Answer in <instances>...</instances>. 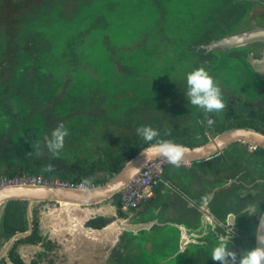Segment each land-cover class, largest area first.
Instances as JSON below:
<instances>
[{"label": "trees", "instance_id": "16d2710c", "mask_svg": "<svg viewBox=\"0 0 264 264\" xmlns=\"http://www.w3.org/2000/svg\"><path fill=\"white\" fill-rule=\"evenodd\" d=\"M104 1L107 3L105 4L106 9L112 6L111 9L117 10V14L113 15L119 19L117 24L135 23L138 20H144L143 29L146 28L145 30L148 31L144 34L142 45L135 47V50H143L146 54H150L152 52L151 48L154 49L151 45L156 44L159 47L162 40L168 45L167 53L173 52L175 54L174 58L182 54L185 58L180 61L177 59L173 61L172 58H168L167 69L166 66H164L165 68L160 66V74L162 76L159 81L155 77V67L149 63L148 57H144L138 63L134 58L124 56L122 59L115 61L110 55L106 57L105 54H102L101 64L108 65L113 60L114 65L112 67L113 71H111L112 75H110L109 71H101L103 80H99L100 83L97 85L96 80L83 77L85 74H82L80 65L84 60L77 54L78 47L84 43L87 34L82 33L79 36L77 34V38L65 40L63 44L54 38H52L53 41H48L46 32L37 29L41 24L36 25L35 16H32L29 11H18L19 13L12 18L13 10L11 12L7 9L6 11L0 9V108L2 107L4 115H7L6 118L9 119L10 117V122L18 126L17 134L22 133L25 136L24 138L28 137L27 132L31 126L38 125L36 122L33 123L34 118L30 119V122L26 124L24 117H22L23 114L18 113V110L16 113V104L23 103L26 106L25 110H29V116L35 110L41 109L46 117L47 124L46 130L41 135L38 143L33 140L31 146H28L26 143L29 142L25 141L21 148L14 147L10 140L11 136H5V141L0 139V172L4 168L5 171L3 172L7 176L42 173L47 177H59L75 183L85 182L88 185H100L121 170L126 162L144 147L166 140L179 143V138L175 132L158 131L159 135L150 142H145L137 133L131 134L130 126L133 124H129L132 117L130 112L134 111L136 107L132 103V96H136L141 92L138 96L140 98L145 96L156 98L162 93H174L173 87L181 83L186 78V74L192 71V68L187 65L195 59L194 48L197 40L195 34L197 35V32H199L201 37L203 32L209 30L208 27L212 29L229 18V21L237 23L241 17V3L243 2V0H215L216 10H211L206 15V18H208L207 25L204 27L205 24L201 21L202 26L200 25V30L198 31V21H194L186 15L189 13V9H195L198 13L207 9L203 5L198 6L192 0H147L146 3L145 0ZM246 1L247 4L251 0ZM17 3L23 4V0H16ZM171 3L180 4L181 9L173 12ZM146 4L150 7L144 13L140 7ZM8 5L11 6V1H9ZM18 8L16 6V9ZM33 10L34 8H32ZM51 11L53 15L57 13V9H52ZM230 11L232 13H228ZM151 13L152 17L149 18ZM210 13L214 15H210ZM54 17L57 18L58 16ZM175 17L179 18L180 24L170 25V22L175 23ZM217 20L220 22H217ZM169 25L173 28L179 27L188 34L192 32V34L189 38L187 34L182 39H176L178 41L169 39L166 34L163 37L161 31ZM99 26H102L101 21L97 23V27ZM103 27L105 28V26ZM151 29H155V31L153 32ZM115 30L120 31L118 29ZM115 30L111 31L110 34L114 33ZM104 31L107 32L106 29ZM150 33H153L151 37L148 36ZM110 34H107V36H110ZM185 38L186 40H184ZM107 39L111 38L107 37ZM149 40H152L150 45L148 44ZM109 41L113 45L116 43L112 40ZM178 43H183L184 45L179 46ZM60 45L61 47L64 46L63 49ZM88 47L94 52L92 45H88ZM99 48L100 45L98 46ZM176 51L177 53H175ZM105 53H107L106 50ZM94 60L95 58H93V62ZM175 62L183 64L178 72H172ZM70 69L72 70L71 72ZM57 70L63 71L66 79L62 82L60 88L62 93L60 92L58 97L54 95V93L57 94L58 84L51 79V76L55 75ZM132 70L135 71V74L128 76L133 73ZM154 80L155 82H153ZM116 81L117 83H114ZM110 84H113V87ZM154 84H158L157 86L163 85L164 90L159 91L156 88L157 86L151 88L150 85ZM101 85H109L110 87ZM101 88H105L108 95L99 92ZM89 90L91 98L82 99V101L76 100L79 97L78 95H81L80 93H87ZM110 93L112 94L110 95ZM119 93V97L116 96ZM92 94L95 95L92 96ZM229 108L230 113H232V107L230 106ZM18 115L21 117V122L16 123ZM62 115H68L67 119H62L63 122H59V124L58 122L56 123V119L61 118ZM63 124H65V127H63ZM57 129L66 130L63 146L57 149V151L63 150L64 152L53 154L47 141L52 139V133ZM218 129L222 130L223 127ZM34 131L36 130L34 129ZM39 131L41 130L39 129ZM113 138L114 143L112 145L110 141ZM95 146H98L99 152H95ZM42 152L51 154L42 156L39 154ZM218 157L221 156L217 155L209 159L196 160L195 165L199 168L197 171L202 168L206 169L207 165H213ZM181 164L184 165V162H181ZM168 166L175 165L169 164L165 166L162 177L155 186V192L158 190V185L162 181ZM209 169L212 172L218 171V168L216 169L214 165L212 166L213 170ZM199 174L201 175L202 172ZM111 198L118 212L124 215L121 194L118 192ZM150 199L152 197L146 201L148 202ZM8 205L7 213L4 217L7 228L0 235L1 237L3 235L8 237L17 231L25 230L27 227V207H22L27 205V200H11ZM17 210L21 213V223H14L13 221L15 220L14 213ZM263 211L264 204L259 215ZM33 212L34 231L29 236L20 238L12 249L11 258L18 264L23 263V261L16 251L17 244L24 242L36 243L46 240V236L41 233L40 229L39 209L36 208ZM112 219L110 216L98 215L88 219L86 224L102 229ZM258 221L259 216L256 219L255 226L251 229V233L247 234L249 237H247L246 241V250L256 247L255 239ZM1 245L2 242L0 241Z\"/></svg>", "mask_w": 264, "mask_h": 264}, {"label": "flooded vegetation", "instance_id": "af4514ba", "mask_svg": "<svg viewBox=\"0 0 264 264\" xmlns=\"http://www.w3.org/2000/svg\"><path fill=\"white\" fill-rule=\"evenodd\" d=\"M248 8L242 6L240 15H244ZM257 18L260 19V16ZM230 22L231 20L227 23L231 25ZM257 26H264V23L252 24V27ZM231 30L232 28L226 29L220 34L221 36H216L213 33L204 35L203 32L200 37L199 32H197V35L195 34L197 39L194 48L195 59L192 60V70L200 67L205 68L220 87L225 104L222 110L214 113H205L198 106L188 103L184 95L187 88V83L185 82L184 87L173 88L174 93H162L156 98L150 96L140 98L138 96L141 92L136 96L133 95L132 103L136 106L134 111L139 113L130 112L132 117L129 124H135L136 116L142 114L140 112L146 114L145 111L147 109L155 111L159 108L165 109L164 106L176 102L177 104H183V107L182 112L177 113L175 124L166 126L164 129H155L161 132H175L180 144L188 146L202 145L222 132L236 127H251L264 132V70L257 71L255 69V65L264 67V38L261 37L258 42L252 44L234 47L208 48L206 46L212 41L232 33ZM116 44L114 45L116 46ZM114 48L121 52L120 55L128 53L126 55L128 58H134V53L136 52H144L143 50L130 49L121 51L118 47ZM60 73L62 76L56 72L52 78H65L64 72ZM94 77L89 78L96 80L98 85L100 83L99 79ZM117 81L114 83H117ZM101 86L113 87V84ZM60 92L62 93V91H57V94L54 93V95L58 97ZM89 92L90 90L87 93H80L82 96L78 95L79 97L76 100L82 101V99L91 98ZM99 92L108 95L105 88H101ZM94 95L92 94V96ZM119 95L120 93L117 96L119 97ZM142 104L147 105V107L142 109ZM139 105L140 108H137ZM230 106L234 108L232 113H230ZM20 112L23 114L22 117H24L25 121H27L26 124L30 122V119L34 118L33 123L36 122L39 126L41 131H37V137L34 139L38 143L47 127L43 111L37 109L31 116L28 115L29 110ZM6 116L1 107L0 120L2 121ZM67 116L62 115L61 118H57L56 123L63 122L62 119H67ZM209 118L213 120L211 125L207 122ZM63 127H65V124H63ZM220 127H223V129L219 130L218 128ZM60 152L64 151L55 150L53 154ZM39 154L46 156L51 153L42 152ZM217 155L221 157H218L213 165L216 169L218 168V171L212 172L209 169H212L213 165H207L206 169L200 167L202 169L197 171L199 168L195 165V161H190L188 164L185 162L184 165L180 164L177 167L178 174L175 181H172L167 187V184L162 179L152 199L148 202L145 201L143 205L138 207V210L137 208L127 209L129 211L134 210L127 213L124 208V215L117 210L118 217H124L127 221L121 223L123 225L122 227L120 226L118 235L111 237V240L112 238L114 239L112 240L113 244L110 246L111 253L108 264H220L219 261L211 259V249L215 246L220 236L228 237L229 248L237 253V257L242 256L246 252V241L247 237H249L247 234H250L251 229L255 226L256 219L264 204V148L256 142L235 141L205 159ZM3 171H5L4 168L1 169L0 174L4 173ZM198 172H202V179L196 180L200 177ZM207 190H209V193ZM162 191L166 193L165 200L164 203H159V196ZM209 194L211 199L205 204L204 197ZM8 204L4 211L0 206V235L7 228L4 217L7 213ZM35 204H38V202L32 204L33 229L27 236L35 229L33 210L38 208ZM182 205H184L185 211L189 215L193 212L197 213L199 220L194 217L183 218L180 212ZM249 206H252V213L241 215L243 210ZM22 207H28V201L27 205ZM203 214H205V222L201 219ZM20 215L21 213L18 210L15 211L14 223H21ZM98 215L91 216V218ZM26 219L27 227L22 231L29 229L27 208ZM114 220L115 218L111 222ZM183 222L188 224L191 230L197 228V226L199 227L200 222H203L204 227L207 225L210 228L206 231H204L206 228H201L197 235L192 233L193 231L176 232L173 228V223ZM86 226L91 229H99L87 224ZM40 229L41 233L45 235L42 231L41 223ZM19 232L21 231L16 233ZM201 232L202 236H198ZM13 235L8 237L0 236V241L2 242L0 250ZM19 239L14 242L8 252L0 257V264H18L12 260L11 253ZM24 244H40L43 249L36 252L27 262L18 250L19 246ZM59 247L60 244L57 240L55 241V239L46 236V240L36 243L24 242L17 244L16 251L23 261L21 264H60L57 260ZM83 258L84 256L82 255V264Z\"/></svg>", "mask_w": 264, "mask_h": 264}, {"label": "rangeland", "instance_id": "374dc122", "mask_svg": "<svg viewBox=\"0 0 264 264\" xmlns=\"http://www.w3.org/2000/svg\"><path fill=\"white\" fill-rule=\"evenodd\" d=\"M9 1H11V6L8 5ZM192 1L197 3L198 6H205V9H207L205 11L198 10L199 13L196 12L195 9H189V13L186 15L188 18L190 17L194 21H198L197 28L199 31L200 25L202 26L201 21L203 22V24H205V27L208 21L206 15L211 10H216L217 7L215 5L216 3L214 2L215 0ZM245 1L246 0H243V2L241 3L242 6L245 8H248L249 6L250 7L248 8V11L240 17L237 23L230 22L231 25H229V23H227L229 19L224 20L212 29L208 27L209 30L205 31L204 35H209L213 33L216 36H219L223 31L228 28H232L231 32H234L239 29L241 30L248 27H252V24L264 23V0H251L247 4V1ZM146 2L147 0H145V3ZM105 4L107 3H105L104 0H23V4H16V0H0V9L2 11H6V9L9 11L13 10V14L11 15L12 18H14V16L19 13L18 11H29L32 16H35L36 25L41 24V26L37 29L44 30L46 32L48 41H53L52 38H54L55 40H58V42L63 44L65 40H73L77 38V34L78 36L82 33H84L85 35L87 34L84 43L80 44L77 51L78 56L84 60L81 63V72L82 74H85L83 75V77L92 78L93 76H95L94 78L103 80L102 72L109 71L110 75H112L111 71H113L112 67L114 65L113 60L118 61L122 59L123 56H126L128 54L125 53L123 55H120L119 53L121 52L119 51L117 53L118 50H116L114 47H118V49L121 51L127 49L135 50V47H139L142 45L144 34L148 31L145 30L146 28L143 29L144 20H138V22L135 23L132 22L117 24L119 19L113 16L117 14V10L111 9L112 6L106 9ZM171 4L173 7V12L179 11L181 9L180 4ZM147 5L148 4L142 5L140 7L142 12H147L149 10L150 6ZM16 6H18L19 8L16 9ZM32 8H34L33 11ZM50 9H57V13H54L53 15V12ZM151 11L154 12L153 10ZM210 15L214 14L210 13ZM54 16L58 17L55 18ZM258 16H260V19L257 18ZM151 17L152 13L149 18ZM100 21L102 26L97 27V23ZM174 21L175 23L170 22V25L180 24L179 18L175 17ZM217 22L220 21L217 20ZM170 25L161 31L163 37L164 34H166L169 39L179 40V38L182 39L188 34L185 30L182 31L181 28H173ZM103 26H105V28ZM105 29L107 30V32L104 31ZM115 29H118L120 31H117ZM113 30H115V32L110 34V32ZM152 31L154 32L155 29H153ZM107 34H110V36H107ZM152 34L153 33H150L148 36L151 37ZM191 34L192 32H189L188 38ZM115 35H117L118 37ZM107 37L111 39H107ZM109 40L116 41V46L113 45L112 42H110ZM184 40H186V38ZM151 43L152 40H149L148 44L150 45ZM88 45H92L94 47H92L94 52L89 49ZM99 45L100 48L98 49ZM178 45L183 46L184 44L178 43ZM151 46L154 48H151L152 52L154 51L153 54L152 52H150V54L148 52V54H146L142 51L136 52L134 53V59L138 61V63H140L141 59H143L144 57H148L149 63L155 67V77H157L160 81V78L162 76L160 74V66H166L167 69L168 58H172L173 61H175L176 59L180 61L182 58H185V56L179 54L178 57L174 58L175 54L173 52L167 53L168 45L162 42V40L159 47L156 44H153ZM63 47L61 48L63 49ZM104 49L107 51V53H105ZM175 53H177V51ZM102 54H105L106 57L107 55H110V57L113 59L112 62L108 65L101 64V59L103 57H101ZM93 58H95L94 62ZM182 65L183 64L181 62H175L173 65L175 67H172V72H178L180 68H182ZM187 66L192 68V61ZM71 71L72 70L70 69V72ZM132 71L133 73H130L128 76H132L135 74V71ZM57 72L61 75L59 70H57ZM51 79H53L52 76ZM53 80H55L58 84L57 91H60L62 82L66 79L60 77ZM126 80L131 81L129 79ZM153 82H155V80ZM185 82L186 78L181 83L175 85L173 88H178L180 86L184 87ZM157 85L158 84H154L152 86L150 85V87L153 88ZM147 87L149 88L148 85ZM156 88L159 91L164 90L163 85L157 86ZM142 105V109L147 107V105ZM25 107L26 106L23 103L16 104V113L17 110L19 113H21L20 111H26ZM164 107L165 109L159 108L156 111L147 109L145 111L146 114L140 112L142 114L136 116L135 124L130 126L131 134L137 133V128L142 125H149L154 129H164L166 126L175 124V122L177 121V113L182 112L183 104H177L176 102H172ZM137 108H140V105ZM232 109L234 108L232 107ZM134 112L135 114L139 113L137 111ZM16 119V123L21 122L20 115H18ZM23 125L25 126V124ZM17 127L18 126L10 122V117L9 119L4 117L2 121L0 120V139H3L5 141V136H11L10 140L12 141V145L14 147L21 148L25 141L29 142L26 143L28 146H31L33 143L32 141L36 139L37 131L40 128L38 126H31L27 132L28 137L24 138L25 136L22 133L17 134L19 130L17 129ZM34 129L36 131H34ZM110 143L113 145L114 138L110 141ZM97 147L98 146H95V152H99ZM1 175L4 176L6 174L1 173L0 176ZM35 205L39 208L40 223L43 233L46 236H49V238L55 239V241L57 240L60 244V247L58 248L59 254L57 255V260L60 264H82V255L84 256L83 264H108V260L111 253L110 246L113 244L112 240L114 239L112 238L111 240V237H116L119 233L120 224L127 221L124 217H118L119 215L117 213V208L113 204L112 198H109L104 202H99L93 205V207H80L77 205L65 203L55 204L48 201L38 202V204ZM126 211L128 213L134 210L129 211L126 209ZM97 214L110 216L111 218H115V220L102 229H91L87 227L85 224L87 219ZM195 232V235H197L200 231ZM198 236H202V232ZM81 248H83L82 251ZM42 249L43 247L40 244H24L20 245L18 248L21 255L25 258L27 262H29V260L36 254V252Z\"/></svg>", "mask_w": 264, "mask_h": 264}, {"label": "water", "instance_id": "95a60500", "mask_svg": "<svg viewBox=\"0 0 264 264\" xmlns=\"http://www.w3.org/2000/svg\"><path fill=\"white\" fill-rule=\"evenodd\" d=\"M261 37L264 38V26L248 27L241 30L239 29L230 34H226L225 36L212 41L206 46L208 48L220 46L234 47L258 42ZM255 69L257 71H261L264 70V67L255 65ZM235 141L256 142L264 148V132L251 127H236L222 132L209 142L202 145L188 146L180 143L175 144L181 145L187 149L182 161L190 162L208 158L209 156L224 148L226 145ZM155 144L156 143H152L144 147L129 161H127L121 170L113 174L110 179L100 185L86 188H77L58 185L21 183L0 187V206L2 207V210L4 211V208L11 200H27L29 219V229L11 236L4 247L0 250V257L9 251L10 247L17 239L27 236L32 231L33 219L31 215L33 203L48 201L55 204L65 203L80 206H90L99 202H104L111 198L114 194L120 192L133 178V176L138 174L150 160L158 156H163L157 154L153 155L151 158H146L145 154L143 153L144 150ZM262 215H264V211ZM122 225L123 224H120L121 227ZM201 225H203V222H200V226H197L196 231H200V229L203 228ZM258 237H264V224H261L260 219L257 225L255 242L256 247H264V242H262Z\"/></svg>", "mask_w": 264, "mask_h": 264}, {"label": "clouds", "instance_id": "9594fccd", "mask_svg": "<svg viewBox=\"0 0 264 264\" xmlns=\"http://www.w3.org/2000/svg\"><path fill=\"white\" fill-rule=\"evenodd\" d=\"M187 88L184 95L193 106H198L205 113H214L222 110L225 107L222 92L218 84L214 81L209 72L203 68H196L186 74ZM208 124L211 125L213 120L208 119ZM137 135L145 142L152 141L159 135L158 131L149 125H142L137 128ZM65 131L57 129L52 133V139L48 140V146L55 151L62 148L63 137ZM187 152V149L181 145L175 144L172 141H161L144 150L146 158H151L153 155H163L169 163L179 167L182 159ZM211 199V195L204 197L205 204ZM252 206L246 207L243 214L252 213ZM261 224H264V215H259ZM264 242V237H258ZM229 238L220 236L217 243L211 249V259L219 261L220 264H264V247H253L240 256L229 248ZM183 251V249H181Z\"/></svg>", "mask_w": 264, "mask_h": 264}, {"label": "built area", "instance_id": "2783aa9c", "mask_svg": "<svg viewBox=\"0 0 264 264\" xmlns=\"http://www.w3.org/2000/svg\"><path fill=\"white\" fill-rule=\"evenodd\" d=\"M169 164L171 163H169L165 156H158L150 160L138 174L133 176V178L119 192L121 194L123 208L136 209L148 198L152 197L155 192V186L161 179L165 166ZM21 183L58 185L77 188L95 186V184L88 185L85 182L75 183L59 177H47L42 173H24L21 176L4 175L0 178V187Z\"/></svg>", "mask_w": 264, "mask_h": 264}, {"label": "crops", "instance_id": "0c3cea01", "mask_svg": "<svg viewBox=\"0 0 264 264\" xmlns=\"http://www.w3.org/2000/svg\"><path fill=\"white\" fill-rule=\"evenodd\" d=\"M185 163V162H184ZM187 164L189 163V162H186ZM177 166H168V168H167V170L165 171V174H164V177H163V180H164V182H165V184H167V187H169V185H170V183L172 182V181H175V179H176V175L178 174L177 173ZM199 176L200 177H198L196 180H199V179H202V175H200L199 174ZM195 177H196V175H195ZM208 189L210 190V188L208 187ZM209 190H207L208 191V193H209ZM155 193V192H154ZM165 194L166 193H164V191H162L161 193H160V196H159V203H161V202H163L164 203V200H165ZM95 205V204H94ZM77 206H80V205H77ZM80 207H93V205H90V206H85V205H82V206H80ZM186 209H185V207H184V205H182V209H181V216L183 217V218H190V217H194L196 220L198 219L199 220V218H198V214L197 213H195V212H193L191 215H189V213L187 212V211H185ZM204 216H205V214H203L202 215V220H203V222H205L206 221V219H204ZM201 220V221H202ZM203 226V225H202ZM173 228L176 230V232H178V231H181V232H189V231H193L192 233H196L195 231H196V228H193L192 230L189 228V225L188 224H186V223H173ZM203 228H206L204 231H206V230H208L209 228H210V226H203Z\"/></svg>", "mask_w": 264, "mask_h": 264}]
</instances>
